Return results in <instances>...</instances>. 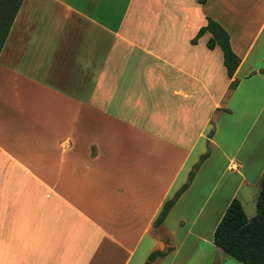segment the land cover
Here are the masks:
<instances>
[{
  "label": "crops",
  "instance_id": "obj_1",
  "mask_svg": "<svg viewBox=\"0 0 264 264\" xmlns=\"http://www.w3.org/2000/svg\"><path fill=\"white\" fill-rule=\"evenodd\" d=\"M209 17L232 78L209 32L192 41ZM263 173L264 0H23L0 54V264L222 253L217 224Z\"/></svg>",
  "mask_w": 264,
  "mask_h": 264
},
{
  "label": "trees",
  "instance_id": "obj_2",
  "mask_svg": "<svg viewBox=\"0 0 264 264\" xmlns=\"http://www.w3.org/2000/svg\"><path fill=\"white\" fill-rule=\"evenodd\" d=\"M199 1L201 3L206 2V0ZM22 2L23 0H0V54ZM206 32L211 34L207 42L208 47L219 46L223 50L227 75L232 78L241 62V58L232 48L229 32L220 22L209 17L207 24L199 29L192 41L196 42ZM236 85L237 80L232 81L231 87ZM206 157L207 154L203 155L201 161ZM199 166L200 163L194 166L188 182L174 197L164 203L155 220L156 226L165 220L176 200L193 180ZM260 184L256 203L257 214L249 219L241 200L234 197L214 231L215 244L227 254L246 264H264V173ZM166 253L167 251L160 250L152 252L146 264H153L157 257Z\"/></svg>",
  "mask_w": 264,
  "mask_h": 264
},
{
  "label": "rangeland",
  "instance_id": "obj_3",
  "mask_svg": "<svg viewBox=\"0 0 264 264\" xmlns=\"http://www.w3.org/2000/svg\"><path fill=\"white\" fill-rule=\"evenodd\" d=\"M246 132H240L239 134L236 135V138L238 140H236V142H241L243 139H245L244 141H246L247 143L250 140V134L246 135ZM238 160V159H237ZM248 218H252L257 214V209L256 207L253 208V206L251 207L250 204H247L246 206V210H245ZM214 242V241H213ZM206 249H210L208 252V259L209 256L211 257V255L213 256V262L211 264H246L243 262L238 261L237 259H235L234 257H232L231 255L222 252L219 253L218 252V248L212 247L210 245L209 248H204V250H200L199 248H193L192 249V254H193V260L191 262H189V264H208L207 263V251ZM184 251V250H183Z\"/></svg>",
  "mask_w": 264,
  "mask_h": 264
},
{
  "label": "water",
  "instance_id": "obj_4",
  "mask_svg": "<svg viewBox=\"0 0 264 264\" xmlns=\"http://www.w3.org/2000/svg\"><path fill=\"white\" fill-rule=\"evenodd\" d=\"M222 248L221 247H219V250H221Z\"/></svg>",
  "mask_w": 264,
  "mask_h": 264
}]
</instances>
